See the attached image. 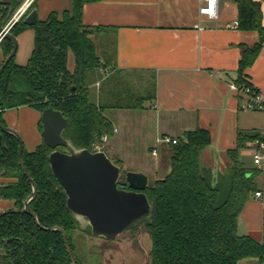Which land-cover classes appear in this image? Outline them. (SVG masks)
<instances>
[{
	"label": "trees",
	"instance_id": "1",
	"mask_svg": "<svg viewBox=\"0 0 264 264\" xmlns=\"http://www.w3.org/2000/svg\"><path fill=\"white\" fill-rule=\"evenodd\" d=\"M21 1L0 0L1 25ZM71 1V10L63 14L53 12L31 26L21 21L12 29L18 36L33 28L34 49L25 65L16 64L14 57L5 68L0 79V114L27 106L41 115L52 107L69 120L65 138L78 148L98 151L93 148L95 143L104 136H114L111 112L145 109L144 103L154 98V83L150 76L117 68L111 28L83 23V6L102 0ZM235 1L239 9L237 27L259 33L255 45L242 46L234 83L243 93L253 88L245 71L261 53L264 26L259 1ZM0 47L7 58L13 44L5 38ZM71 54L73 69L69 67ZM39 128L42 131L41 119ZM253 140L255 137L238 134L236 146L227 151L226 167L217 175L202 163V153L211 141L207 129L198 127L176 137V143L158 145L159 156L164 148L169 151L170 171L149 183L144 192L151 211L134 224H143L152 239L150 264H264V224L261 241L238 233L239 216L257 191L256 173L246 168L240 155ZM18 150V139L5 133L0 146V175L5 171L4 176L13 181L0 184V199L13 201L15 208L0 213V264H73L61 230L67 234L77 264H95V252L84 262L76 253L73 236L80 230L79 224L50 167L53 150L44 141L32 152L24 149V165L38 191L30 203L31 213L18 212L32 194ZM118 186L123 189L128 184L118 182Z\"/></svg>",
	"mask_w": 264,
	"mask_h": 264
},
{
	"label": "crops",
	"instance_id": "2",
	"mask_svg": "<svg viewBox=\"0 0 264 264\" xmlns=\"http://www.w3.org/2000/svg\"><path fill=\"white\" fill-rule=\"evenodd\" d=\"M256 1L261 3L264 26V0ZM200 4L201 0H102L85 4L82 20L88 26L112 29L117 68L152 77L154 98L144 103L140 123L151 122L155 140L160 135L176 138L198 127L207 129L211 141L202 153V161L207 155L209 163L205 166L217 175L226 167L227 151L236 146L238 134L264 141V110L247 109L249 96L234 83L242 46L255 45L259 33L236 26L239 9L235 0H221L214 20L199 14ZM71 7V0H35L33 9L37 11V21H45L51 13L63 14ZM16 37L15 63L25 65L34 49L35 31L28 27ZM5 59L0 48V66ZM69 67H74L71 55ZM245 74L264 98V44ZM31 111L34 112L27 120L14 121L9 110L3 114L8 127L21 136L27 152L34 151L43 141L41 115L37 110ZM114 125L116 133L111 139L116 138L127 150L130 144L118 137L116 122ZM120 154L118 151L115 155L121 157ZM240 155L246 168L256 173L257 190L264 191V158L260 165L255 164L250 146ZM136 171L147 174L146 170ZM0 181L6 184L4 179ZM12 181L7 179L8 183ZM14 208L13 201L0 199V213ZM263 224L264 196L256 198L254 193L239 216L238 233L261 241Z\"/></svg>",
	"mask_w": 264,
	"mask_h": 264
},
{
	"label": "water",
	"instance_id": "3",
	"mask_svg": "<svg viewBox=\"0 0 264 264\" xmlns=\"http://www.w3.org/2000/svg\"><path fill=\"white\" fill-rule=\"evenodd\" d=\"M23 22L29 26L36 24L37 11L33 9ZM0 35L13 44L10 54L0 66L1 79L5 68L16 55L18 42L17 37L8 27L0 25ZM41 121L43 123L42 139L53 150L49 156L50 167L65 191L67 206L81 230H89L96 237L115 240L150 213L151 204L144 192L149 185V177L146 173L127 171L125 180L129 190L122 189L118 186L122 168L115 164L105 151L78 148L70 139L63 136L69 120L60 111L52 107L45 109L41 113ZM0 130L14 135L19 141V162L32 185V194L24 202L22 210L18 212L31 213L30 203L37 195L38 188L24 165L23 140L18 132L3 126L1 121ZM59 148L67 149L68 153ZM4 174L5 171H2V175ZM33 216L37 220L36 214L33 213ZM61 231L72 262L77 264L74 253L67 243V234L64 230Z\"/></svg>",
	"mask_w": 264,
	"mask_h": 264
},
{
	"label": "rangeland",
	"instance_id": "4",
	"mask_svg": "<svg viewBox=\"0 0 264 264\" xmlns=\"http://www.w3.org/2000/svg\"><path fill=\"white\" fill-rule=\"evenodd\" d=\"M71 56L73 57L72 54ZM30 109L32 110L33 108L27 106L13 108L9 109V114L14 121L17 119L27 120L34 112ZM142 113V110L111 112L112 119L116 122L119 129L118 137L122 138V141L124 138L127 139L131 146L127 147V150L121 148L120 141H117L116 138L108 140L107 136L102 137L101 142L93 145L94 150L106 151L107 155L114 160V163H117L122 168V173L118 180L119 183L126 182L125 175L129 170H146L149 183L170 171L168 165L169 151L167 148H164L161 155L156 158L150 155L151 152L149 153L148 146L155 144L156 132H153L154 128H152L151 122L140 123L139 118ZM118 151L122 153L120 154L122 158L116 157L115 154ZM119 158L122 159V164ZM202 163L203 165L209 163L207 155H204ZM217 163L222 165L219 159H217ZM0 179H4L6 184L8 183L7 179L11 180L4 175H0ZM73 241L76 246V253L83 262L91 258V253L94 256L95 252L96 257L98 255V259L96 258L95 262H98V264H150L152 239L143 224L134 225L115 240L96 237L80 229L74 233ZM245 263L247 262L244 261L242 264ZM253 264L256 263L254 262Z\"/></svg>",
	"mask_w": 264,
	"mask_h": 264
},
{
	"label": "built area",
	"instance_id": "5",
	"mask_svg": "<svg viewBox=\"0 0 264 264\" xmlns=\"http://www.w3.org/2000/svg\"><path fill=\"white\" fill-rule=\"evenodd\" d=\"M221 0H201V4L199 7V14L204 16L210 20L217 19L219 14V4ZM31 0H27L24 5L18 10V13L14 16L10 23L6 27L12 29L14 24L25 14L27 9L31 4ZM238 23H236V26ZM2 39V35H0V40ZM100 85V81L96 83L98 87ZM243 94L249 96V102L246 105L247 109H260L264 110V98L262 95L253 87L246 88L243 90ZM1 112V109H0ZM176 143V138L169 135H160L156 138L155 146L151 150V155L153 157H158V145L159 144H171ZM251 155L253 157V161L255 164L260 165L264 158V141L261 139H255L251 141L249 144ZM264 196L263 190H257L255 192L256 198H262Z\"/></svg>",
	"mask_w": 264,
	"mask_h": 264
},
{
	"label": "flooded vegetation",
	"instance_id": "6",
	"mask_svg": "<svg viewBox=\"0 0 264 264\" xmlns=\"http://www.w3.org/2000/svg\"><path fill=\"white\" fill-rule=\"evenodd\" d=\"M3 2H6V1H4V0H2ZM13 0H10V1H8V2H6V3H10V2H12ZM27 0H23V1H21V3L16 7V9L14 10V12L11 14V16H10V18H9V20L7 21V23L5 24V25H2L3 27H6L7 25H8V23H10L11 22V20L14 18V16L18 13V10L24 5V3L26 2ZM32 2H31V4H30V6H29V8L27 9V11L25 12V14L16 22V24L12 27V29L18 24V23H20L21 21L23 22V20H24V18L33 10V8H34V2H35V0H31ZM71 10V9H70ZM38 21H40V20H38ZM38 21H37V23H38ZM24 23V22H23ZM36 23V24H37ZM1 25V24H0ZM35 25V24H34ZM12 29H11V32H12ZM5 38H2L1 40H0V44H1V42L4 40ZM1 48V47H0ZM9 109H6V110H3L2 111V113L0 114V121H1V123H2V125L3 126H5V127H8V125L6 124V121H5V119H4V116H3V114L6 112V111H8ZM9 128V127H8ZM1 131V130H0ZM2 132V131H1ZM5 133H7V132H2V143H1V145L3 144V135L5 134ZM0 145V146H1ZM61 151H63V152H67L68 153V150L67 149H65V148H59ZM123 189H127V190H129V187H127V188H123Z\"/></svg>",
	"mask_w": 264,
	"mask_h": 264
}]
</instances>
